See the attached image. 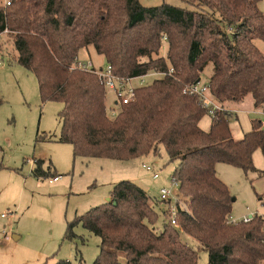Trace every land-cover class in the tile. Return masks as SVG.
<instances>
[{
  "label": "trees",
  "instance_id": "trees-1",
  "mask_svg": "<svg viewBox=\"0 0 264 264\" xmlns=\"http://www.w3.org/2000/svg\"><path fill=\"white\" fill-rule=\"evenodd\" d=\"M9 1L0 2V34L7 32L16 61L34 74L41 101L61 103L56 140L71 146L73 158L129 160L155 154L162 145L176 162L171 178L178 183L177 226L167 202L123 179L108 201L69 221L64 237H77L78 223L98 236L92 264H198L201 251L205 264H260L264 218L228 222L232 196L215 171L217 163L255 170L254 150L264 154L262 122L252 119L250 130L234 139L231 112L223 107L251 95L254 107L264 108V54L253 43L264 42L260 0H185L193 8L139 0ZM90 45L119 76L168 66L174 71L136 85L133 98L111 116L96 74L74 65L79 50ZM208 62L209 92L221 108L205 131L199 123L207 110L184 87L200 80ZM42 164L35 160L33 176L55 173ZM75 261L84 264L78 248Z\"/></svg>",
  "mask_w": 264,
  "mask_h": 264
},
{
  "label": "rangeland",
  "instance_id": "rangeland-1",
  "mask_svg": "<svg viewBox=\"0 0 264 264\" xmlns=\"http://www.w3.org/2000/svg\"><path fill=\"white\" fill-rule=\"evenodd\" d=\"M139 2L144 6L167 3L193 8L185 0ZM259 7L264 12V0H260ZM253 43L264 54V42L256 39ZM89 48L93 65L104 67L103 55L92 51L91 45ZM165 51L166 44H163L161 54ZM86 54V51L81 52V56ZM212 71L213 65L208 62L200 74L202 84L207 83ZM139 84L137 79L130 81L132 86ZM106 92V104L114 108L113 92ZM0 96L3 100L0 105V264H53L58 259L75 264L76 248L84 264H92L99 251V237L78 223L73 229L77 237L65 238L69 221L107 201L113 185L123 179L130 180L132 174L152 187L150 195L153 197L161 187L171 188L176 193L177 186L171 181L176 162L169 160L162 145L155 154L129 160L73 158L71 146L56 140L61 103L41 101L36 78L16 61L13 41L7 32L0 34ZM223 107L231 112L229 128L234 139L242 138L250 130L252 119L260 120L264 127L263 108L254 107L251 95L240 102L226 101ZM210 124L211 116L206 113L200 127L207 131ZM38 159L43 160L42 168L50 165L55 173L33 176L31 170ZM252 161L255 170L247 172L227 163L215 166L216 175L234 198L230 214L234 220L255 214L264 218V175H260L264 172V154L259 148L254 150ZM142 163L153 165L160 177L152 180ZM55 175L58 179L49 181ZM1 214L6 216L1 217ZM156 225H161L160 216ZM13 236L19 238L15 240ZM206 261L207 254L201 251L198 264Z\"/></svg>",
  "mask_w": 264,
  "mask_h": 264
},
{
  "label": "built area",
  "instance_id": "built-area-1",
  "mask_svg": "<svg viewBox=\"0 0 264 264\" xmlns=\"http://www.w3.org/2000/svg\"><path fill=\"white\" fill-rule=\"evenodd\" d=\"M5 4H10L9 0H4ZM75 67H78L83 70H88L96 74L100 84L106 90H111L113 92V106L114 108L110 109V115L114 116L116 114L115 106H119L120 104L127 103L130 101L134 96V87L130 85V81L133 79L139 80V85L146 84L151 82L154 78L162 77L165 75H169L173 73V67L168 66L166 69H155L144 74L138 75L136 77H124L116 75L112 72L111 66L106 64L104 67H95L92 61L89 59L88 61L79 60L77 57L74 59ZM184 92H188L189 94L198 96L199 100L201 101L204 108L207 110V113L210 116H213L215 112L221 108V106L212 98L209 92V86L207 83H201L199 80L198 82H194L192 84H188L184 87ZM264 113V108H263ZM142 168L145 171H148L151 178L156 180L160 177V173L158 170L154 169V166L147 163L141 164ZM58 178L55 176L49 181H55ZM172 183L177 186L176 193L174 190L167 187H161L158 190V199L163 202H167L168 213L171 219V223L177 226L175 222L176 216V203L179 200L178 195V183L171 178ZM174 202V203H173ZM5 214H1V217H5ZM253 215L244 216L240 219L243 222H248ZM240 220H234L231 217L229 218L228 222L235 223ZM263 230H264V223H263ZM262 242L264 243V237L262 238ZM264 264V260L260 263Z\"/></svg>",
  "mask_w": 264,
  "mask_h": 264
},
{
  "label": "crops",
  "instance_id": "crops-1",
  "mask_svg": "<svg viewBox=\"0 0 264 264\" xmlns=\"http://www.w3.org/2000/svg\"><path fill=\"white\" fill-rule=\"evenodd\" d=\"M164 44H165V42H164ZM90 46H88V47H85V48H81L80 50H79V52H78V55H77V58L79 59V58H81V59H79V60H83L84 58H88V59H90L91 60V56H90V51L91 50H89L90 48H89ZM82 51H86V56H81V52ZM92 51H94L95 53H97L95 50H94V48H93V50ZM98 54V53H97ZM98 55H101V54H98ZM107 64V63H106ZM98 67H103V65H99ZM113 102H114V99H113ZM225 108V107H224ZM200 124V123H199ZM57 137H58V135H57ZM56 137V138H57ZM57 177V176H56ZM150 178H151V176H150ZM152 179V178H151ZM131 181H134L135 183H137L139 186H141L144 190H146L149 194H150V191L152 190V187H148V184H146L145 183V185L141 182V181H139V180H141L140 179V177L139 176H137V175H134V174H132V177H131V179H130ZM152 180H154V179H152ZM151 186V185H150ZM155 197H157L158 198V195H156ZM248 216H250V215H248ZM14 237V236H13ZM17 239L19 238L18 236H15ZM17 239H15V240H17ZM54 263V262H53Z\"/></svg>",
  "mask_w": 264,
  "mask_h": 264
},
{
  "label": "water",
  "instance_id": "water-1",
  "mask_svg": "<svg viewBox=\"0 0 264 264\" xmlns=\"http://www.w3.org/2000/svg\"><path fill=\"white\" fill-rule=\"evenodd\" d=\"M199 81V79L196 81V82H198ZM109 200V198H107V201ZM232 200H234V198H232ZM14 239H17L15 236L13 237Z\"/></svg>",
  "mask_w": 264,
  "mask_h": 264
}]
</instances>
